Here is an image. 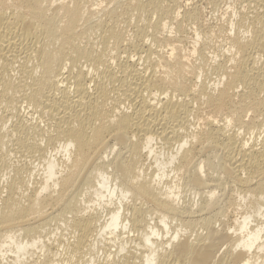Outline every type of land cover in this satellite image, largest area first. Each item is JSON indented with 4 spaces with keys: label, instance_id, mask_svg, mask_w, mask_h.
<instances>
[{
    "label": "bare ground",
    "instance_id": "1",
    "mask_svg": "<svg viewBox=\"0 0 264 264\" xmlns=\"http://www.w3.org/2000/svg\"><path fill=\"white\" fill-rule=\"evenodd\" d=\"M97 1L0 0V264H264V0Z\"/></svg>",
    "mask_w": 264,
    "mask_h": 264
},
{
    "label": "rangeland",
    "instance_id": "2",
    "mask_svg": "<svg viewBox=\"0 0 264 264\" xmlns=\"http://www.w3.org/2000/svg\"><path fill=\"white\" fill-rule=\"evenodd\" d=\"M101 1V2H100ZM182 1V0H181ZM188 1V2H187ZM194 2H198L199 0H193ZM192 0H183L182 2H184V3H190V2H193ZM236 1V2H235ZM98 3H103L102 4V6L105 4L104 2V0H98L97 1ZM223 2V3H222ZM222 4L220 3V7L218 8L217 6L215 7V6H213L212 7V4H210V3H208V2H206L205 0H200V4H201V6H202V4H203V6L204 7H202V8H204L203 9V11H204V16L207 18V20H208V22L209 23H211V25H219L220 23H223L222 21H226V23H227V20L229 19V12H230V10H232V8H234V7H236V6H241V4H242V2L241 1H238L237 2V0H225V2L222 0ZM233 2H235V3H233ZM199 3V2H198ZM229 3H232V4H230L229 5ZM232 5H235V6H232ZM230 6V7H229ZM99 8V6H97V5H95L94 6V9H98ZM216 8H218V9H216ZM227 9V11H229V12H227L226 11V9ZM216 9V10H215ZM217 11V12H216ZM224 12V13H223ZM227 12V14H225ZM212 14V15H211ZM211 17V18H210ZM220 19V20H219ZM212 21H213V23H212ZM221 21V22H220ZM215 22H218V23H215ZM122 24H120L121 25V27H125L126 26V32H127V34H126V36L128 35V34H130V35H128L127 37H131V35H132V33H133V27H132V25L129 27V24H127V23H125V21H122L121 22ZM124 23V24H123ZM129 28H128V27ZM226 26V25H225ZM128 28V29H127ZM191 29V30H190ZM130 32H128V31ZM186 31L184 32V33H189V31L191 32L190 33V35H188V33L186 34L187 36H189L188 38V40H186L185 42H184V44L185 43H187V44H185V46L186 47H190L192 44H191V41L190 40H192L193 41V39L196 37L193 33H194V31L192 30V28H190V27H188V28H186L185 29ZM188 30V31H187ZM224 34H225V32H223L222 34H220V35H222L221 37H224ZM193 35V36H192ZM217 37V38H216ZM221 37H219V34H217V36H214V38L213 39H215L214 41H216V40H221L222 38ZM191 38V39H190ZM191 45H190V44ZM189 45V46H188ZM251 115V116H250ZM252 115L253 114H251V113H249V115H248V117H252ZM37 252H39V250L37 251ZM34 257H36V254L34 255Z\"/></svg>",
    "mask_w": 264,
    "mask_h": 264
}]
</instances>
